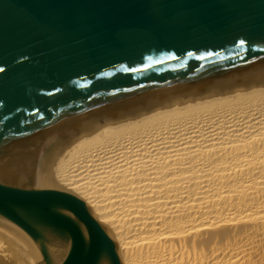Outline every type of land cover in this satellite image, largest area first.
<instances>
[{"label":"water","instance_id":"obj_1","mask_svg":"<svg viewBox=\"0 0 264 264\" xmlns=\"http://www.w3.org/2000/svg\"><path fill=\"white\" fill-rule=\"evenodd\" d=\"M262 78L264 0H0V221L44 264H122L85 202L40 181L49 150Z\"/></svg>","mask_w":264,"mask_h":264},{"label":"bare ground","instance_id":"obj_2","mask_svg":"<svg viewBox=\"0 0 264 264\" xmlns=\"http://www.w3.org/2000/svg\"><path fill=\"white\" fill-rule=\"evenodd\" d=\"M40 181L82 199L122 264H264V78L107 119ZM0 221V264H44Z\"/></svg>","mask_w":264,"mask_h":264},{"label":"snow or ice","instance_id":"obj_3","mask_svg":"<svg viewBox=\"0 0 264 264\" xmlns=\"http://www.w3.org/2000/svg\"><path fill=\"white\" fill-rule=\"evenodd\" d=\"M241 43H243V41H241Z\"/></svg>","mask_w":264,"mask_h":264}]
</instances>
